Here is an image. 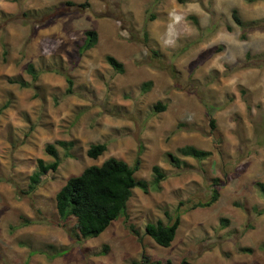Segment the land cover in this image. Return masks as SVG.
Returning a JSON list of instances; mask_svg holds the SVG:
<instances>
[{"label": "clouds", "instance_id": "clouds-1", "mask_svg": "<svg viewBox=\"0 0 264 264\" xmlns=\"http://www.w3.org/2000/svg\"><path fill=\"white\" fill-rule=\"evenodd\" d=\"M101 262L264 264V0H0V264Z\"/></svg>", "mask_w": 264, "mask_h": 264}, {"label": "trees", "instance_id": "trees-1", "mask_svg": "<svg viewBox=\"0 0 264 264\" xmlns=\"http://www.w3.org/2000/svg\"><path fill=\"white\" fill-rule=\"evenodd\" d=\"M89 191L90 192H93L94 190L90 188ZM69 199H71V198L69 197ZM94 199H96L100 203H104L105 202V198L102 197V196H98V195L97 196H94ZM93 219H94V217H93Z\"/></svg>", "mask_w": 264, "mask_h": 264}, {"label": "rangeland", "instance_id": "rangeland-1", "mask_svg": "<svg viewBox=\"0 0 264 264\" xmlns=\"http://www.w3.org/2000/svg\"><path fill=\"white\" fill-rule=\"evenodd\" d=\"M101 264H102V262H101Z\"/></svg>", "mask_w": 264, "mask_h": 264}]
</instances>
